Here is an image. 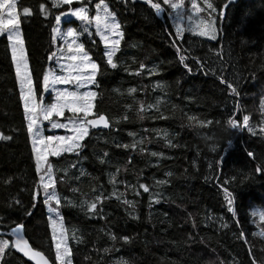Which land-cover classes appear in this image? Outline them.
Masks as SVG:
<instances>
[{
  "label": "trees",
  "instance_id": "16d2710c",
  "mask_svg": "<svg viewBox=\"0 0 264 264\" xmlns=\"http://www.w3.org/2000/svg\"><path fill=\"white\" fill-rule=\"evenodd\" d=\"M105 1L123 32L114 57L118 67L107 65L105 48L94 33L91 39L81 37L80 43L100 65L95 112L109 119L110 129L91 132L79 158L75 154L49 158L56 191L66 198L59 212L72 264H252L249 247L257 264H264V224L256 221V214L264 210V175L255 171L264 167L260 131L264 127V0L231 3L226 18L217 23L216 40L184 32L175 43L171 9L162 0H153L164 8L159 17L145 0ZM191 1L184 0V10ZM97 2L89 5L90 16ZM202 2L198 0L200 6ZM211 2L222 7L228 0ZM41 3L48 10L47 18L40 11ZM79 6V2L73 5ZM24 7L33 14L22 16ZM67 8L53 7V0H18L34 81L39 82L51 64L55 16ZM202 15L208 19L206 12ZM177 46L191 72L179 62ZM195 58L205 62L203 70ZM142 63L145 69H140ZM138 71L141 74L136 75ZM221 75L238 88V97L230 95L227 84L218 79ZM236 100L241 106L238 113ZM244 115L250 116L256 135L228 126L230 116L242 124ZM209 120L220 123L199 124ZM0 133L11 137L0 139V216L10 227L12 221H22L31 247L56 264L42 194L32 208L39 174L4 36L0 37ZM134 143L135 150L117 147ZM249 151L255 158L247 155ZM111 175L116 176L115 185L110 183ZM162 180L167 183L159 184ZM140 183L150 191L145 193ZM223 188L233 194L235 216L228 211ZM101 194L98 214H89L88 206ZM16 199L23 207L15 204ZM155 199L160 202H152ZM25 209L32 214L25 215ZM1 264L29 263L12 249Z\"/></svg>",
  "mask_w": 264,
  "mask_h": 264
},
{
  "label": "snow or ice",
  "instance_id": "6c2138e0",
  "mask_svg": "<svg viewBox=\"0 0 264 264\" xmlns=\"http://www.w3.org/2000/svg\"><path fill=\"white\" fill-rule=\"evenodd\" d=\"M79 2L81 6L73 7L75 3ZM152 9L155 10V14L159 17L163 12L164 8L160 3H154L153 0H145ZM235 0H228L222 7L217 6L211 2V0H203L204 7L198 6L196 0H192V10L194 14L202 12L207 13V20L199 19L197 23V31L194 34L199 36L207 37L210 40L217 39V33L220 31L217 27L218 22H222L227 16V9L231 3ZM92 0H53V7H59L61 5H67V11L60 12L59 15L55 16V26L52 27V44L57 45L59 37L71 38L72 42L68 44L67 54L63 50V46H60L58 51L50 52L48 59L49 61H55L57 68L60 72L65 73L63 75L58 74L57 68L47 69L39 82L34 81L30 71L28 70V64L25 59L23 40L20 38L19 26L21 23L18 0H0V34L7 33V40L11 43L12 48V61L15 66V74L17 82L20 85V100L23 102V108L25 112V119L28 121L27 131L29 137L33 143V152L36 154V171L40 174L39 183L37 189L34 191L32 199L34 201L32 208H35L36 202L41 194V189L44 197V204L48 206L49 210V227L52 230V240L54 242L56 252V264H72V252L67 246L66 229L64 228L62 216L59 212L62 198L56 191L57 181L54 176V166L49 162V156L60 157L65 153L75 154L77 158L81 155V150L85 147V141L91 136V129H97L100 127L110 129L109 119L103 115L95 112V99L99 95L98 92L92 91L91 87H99L98 75L100 74V65L93 61L89 52L85 49L83 43H76V40L80 31L72 27L67 28L66 32L62 31L60 25L62 22L71 23L72 19L81 22L84 32H89V26L94 23L96 29V35L100 37V41L104 44L105 51L104 56L106 63L112 69L118 67L114 61V57L118 51H120L121 40L123 39V32L121 31V25L116 20L115 15L110 12L105 0H99L95 4L96 14L90 16L89 5ZM164 5H168L174 15L170 14V19L175 22L176 36L173 38V43L176 40L181 39L182 35L188 28L182 26V21L187 14L184 10V0H163ZM40 11L45 14L47 18L48 10L44 3L39 5ZM7 14V19L5 18ZM23 14L30 16L33 14V10L30 7L23 8ZM62 18L63 21H62ZM189 22L193 21L194 15H187ZM190 27V25H189ZM171 35V33H169ZM89 35L91 33L89 32ZM95 43V41H94ZM181 49L177 46V53L179 55V62L191 72V67L186 63V56L180 55ZM196 63L201 65L203 70L205 62L199 58H195ZM64 61V62H62ZM145 65L142 63L140 69H145ZM154 71V70H153ZM223 73V69H221ZM136 75L141 74L139 71ZM151 74V73H150ZM207 74V72H205ZM222 84H227L228 89L231 90L230 95L236 97L239 96L238 88L233 83L227 81L223 75L219 76ZM57 85H73L74 90H69L67 87L58 88ZM158 87L160 85H157ZM26 89V91H25ZM81 89H85L81 91ZM131 92H135L136 89H130ZM53 93V99L51 103H45V95ZM264 106V101H262ZM149 107H152L149 105ZM236 113L240 110L239 101H235ZM143 110V108H141ZM70 114V115H66ZM233 113V116L236 115ZM163 118V117H162ZM127 119V117H125ZM194 119V118H190ZM60 120L64 122L61 123ZM41 121H48L51 125V129H65L69 135H42ZM250 116H243V123L241 124L238 119H234L232 116L227 120V124L231 129H244L246 128L251 134L256 135V131L252 128L249 123ZM213 123H220V121H199L202 127H208ZM261 132H264V127L260 128ZM134 135V133H129ZM0 139L8 140L11 139L9 136L0 133ZM209 139H211L209 137ZM139 143V142H137ZM137 143L130 145H117V147H123L128 149L131 147L133 150L136 149ZM171 144V142L169 141ZM41 145V148H37V145ZM212 151H216V147L213 146ZM143 151V149H141ZM152 156H157L156 152L151 153ZM249 157L255 158V154L251 151L247 153ZM104 156H108L105 152ZM41 162L46 166L45 170L41 174ZM101 163L106 161L101 159ZM131 163V157L129 158ZM221 165L224 163L223 158L220 160ZM75 163L72 167H75ZM211 167V165H210ZM119 170H117L118 172ZM256 173L264 175V167L257 166L255 169ZM83 174V173H82ZM171 175V173H168ZM110 183L114 185L117 183L116 176L111 175ZM159 184H165L167 181H158ZM228 183V181H225ZM127 187V185H126ZM140 189H143L145 193L149 192V186L144 183L138 185ZM223 187V186H221ZM76 191V189H73ZM225 193V199L228 205V211L236 215V211L233 207L234 199L233 194L228 191L227 188H223ZM115 194V193H114ZM141 193L137 191L136 195ZM122 195V194H121ZM120 196H117L119 199ZM103 195L96 196L88 206V213L91 215L98 214V202H102ZM53 202L57 207L53 208ZM152 202L159 203V199H155ZM124 203L131 204L132 201L125 200ZM16 205L23 207L19 199L15 200ZM12 205L9 204V207ZM31 210L25 209V215L30 216ZM55 217V218H53ZM100 218H103L102 216ZM261 218L264 219V213H261ZM4 217L0 216V258L8 254L12 249L16 252L22 253L28 260L35 261V264H48L47 258L39 251L34 250L29 241L25 238L24 229L25 224L20 221H12L13 227L4 223ZM238 222V221H237ZM195 227V223L193 224ZM227 227V225H222ZM59 233V238L57 237ZM241 237L245 236L244 232L240 233ZM9 237V238H4ZM115 240L116 237L112 236ZM122 239L127 242L129 237L125 236ZM245 243L247 240L245 239ZM105 251H108L105 249ZM249 256L252 257V264H257L256 258L252 253L251 247H249Z\"/></svg>",
  "mask_w": 264,
  "mask_h": 264
},
{
  "label": "rangeland",
  "instance_id": "374dc122",
  "mask_svg": "<svg viewBox=\"0 0 264 264\" xmlns=\"http://www.w3.org/2000/svg\"><path fill=\"white\" fill-rule=\"evenodd\" d=\"M163 1V0H162ZM98 3V2H97ZM105 3L107 4V6H108V8H109V5H108V2L107 1H105ZM196 3L198 4V6H200V4L198 3V0H196ZM191 5H192V1H191V3H190V7H189V9L188 10H185V12L187 13L186 15H185V17H184V20L182 21V26L183 27H186V28H188V30L187 31H185V32H187V33H189V34H191V35H194V36H198V37H201V38H204V39H208L207 37H203V36H199V35H197V34H194L198 29H197V23H198V21H199V19H204V20H207V18H204V16L202 15V17L200 18L199 17V14H198V16L197 15H195L194 14V10H192V7H191ZM168 6V5H167ZM94 14L93 15H95L96 14V8H95V4H94ZM169 7V6H168ZM200 7H204V4H203V2H202V5L200 6ZM170 8V7H169ZM171 9V8H170ZM109 10H110V8H109ZM110 12H111V10H110ZM171 14L172 15H174V13H173V10L171 9ZM204 14V13H203ZM187 15H194V19H193V21H191V22H189L188 21V19H187ZM22 16H25L23 13H22ZM205 16H206V14H205ZM5 18L7 19V14L5 13ZM63 19L64 18H62V21H63ZM171 24H172V26H173V28L175 29V22L171 19ZM74 23H77L76 24V26H75V24ZM189 25H190V27H189ZM69 27H72V28H74V29H77V30H79L80 31V33H81V35H79L78 36V38H77V40H76V43L77 44H79L80 43V39H81V37H83V38H86V39H91V37H92V35H93V33L96 35V29H95V25H94V23L92 24V25H90L89 26V32L91 33V35H89V32H84L83 31V27L81 26V22L80 21H77V20H75V18H73L72 19V22L71 23H68V22H62V24L60 25V28L62 29V31H64V32H66V30H67V28H69ZM19 30H20V38L22 39V34H21V29H20V26H19ZM2 36H4V37H6V39H7V33H5V34H0V37H2ZM97 36V35H96ZM98 38H99V40H100V37L99 36H97ZM23 40V39H22ZM210 40V39H209ZM178 41H179V39H178ZM7 42H8V45H9V49H10V53H11V57H12V48H11V43H14V41L13 42H9L8 40H7ZM72 42V40H71V38H68V37H66V36H64V37H59L58 38V40H57V45L56 46H53V50H52V52L53 51H58L59 50V48H60V46H63V50H64V52H65V54H67V47H68V44L69 43H71ZM102 43V42H101ZM103 44V43H102ZM103 46H104V44H103ZM23 48H24V54H25V59H26V61H27V58H26V51H25V47H24V43H23ZM105 48V47H104ZM51 62V64H50V66H48V68L47 69H49V68H57V65H56V63H55V61H50ZM62 62H64V61H62ZM27 64H28V61H27ZM15 67V66H14ZM28 70L30 71V69H29V65H28ZM57 72H58V74H61V75H63V74H65V73H62V72H60L59 71V69L57 68ZM17 79V78H16ZM18 83V82H17ZM57 87L58 88H64V87H67L69 90H74V86L73 85H57ZM18 88H19V91L21 92V88H20V85L18 84ZM85 89H81V91H84ZM91 90L92 91H95L94 90V87H91ZM25 91H26V89H25ZM52 99H53V93H48V94H46L45 95V103H51L52 102ZM264 101V100H263ZM22 104H23V102H22ZM261 108H262V111H263V113H264V106H262V103H261ZM25 113V112H24ZM26 115V114H25ZM66 115H70V114H67L66 113ZM264 115V114H263ZM26 120V119H25ZM60 122L61 123H63L64 121L63 120H60ZM28 124V121L26 120V125ZM41 127H42V129H43V131H42V135H69L70 133L67 131V130H65V129H51V125L49 124V122L48 121H41ZM29 134V133H28ZM30 138V137H29ZM30 143H31V146H32V150H33V143H32V140L30 139ZM42 146L41 145H37V148L39 149V148H41ZM33 154H34V158H35V161H36V154L33 152ZM65 154H69V153H65ZM65 154H63V155H65ZM49 158H58V157H51V156H49ZM36 164H37V161H36ZM45 165L43 164V162H41V174L43 173V171L45 170ZM39 179H40V174H39ZM41 194L43 195V192H42V189H41ZM54 203V202H53ZM53 208H55L54 206H52ZM46 211H47V214H48V217H49V210H48V206H46ZM261 213H264V210H259V213H257L256 214V221L257 222H259V223H261V224H264V219H262L261 218ZM53 218H55V217H53ZM52 231V230H51ZM57 237L59 238V233H57ZM5 238V237H4ZM68 246V245H67ZM53 247H54V242H53ZM54 251H55V247H54ZM3 258L4 257H2V258H0V264L2 263V261H3ZM55 260H56V252H55Z\"/></svg>",
  "mask_w": 264,
  "mask_h": 264
},
{
  "label": "water",
  "instance_id": "95a60500",
  "mask_svg": "<svg viewBox=\"0 0 264 264\" xmlns=\"http://www.w3.org/2000/svg\"><path fill=\"white\" fill-rule=\"evenodd\" d=\"M109 128H103V127H100V128H97V129H91L92 132H99V131H107ZM25 235V234H24ZM26 238V237H25ZM15 253H17L19 256H21V258L26 261L27 263L29 264H35V261H31V260H28L27 257H24L22 253H19V252H16L15 249H13ZM45 256V255H44ZM46 257V256H45ZM47 258V257H46ZM48 260V264H52L50 262V260L47 258Z\"/></svg>",
  "mask_w": 264,
  "mask_h": 264
},
{
  "label": "bare ground",
  "instance_id": "6f19581e",
  "mask_svg": "<svg viewBox=\"0 0 264 264\" xmlns=\"http://www.w3.org/2000/svg\"><path fill=\"white\" fill-rule=\"evenodd\" d=\"M92 132V131H91ZM96 132V131H95Z\"/></svg>",
  "mask_w": 264,
  "mask_h": 264
}]
</instances>
